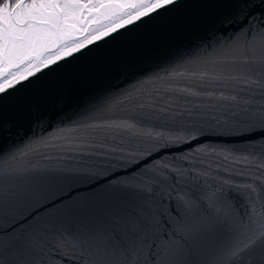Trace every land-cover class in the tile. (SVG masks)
<instances>
[{
  "label": "snow or ice",
  "instance_id": "6c2138e0",
  "mask_svg": "<svg viewBox=\"0 0 264 264\" xmlns=\"http://www.w3.org/2000/svg\"><path fill=\"white\" fill-rule=\"evenodd\" d=\"M186 9L216 10L214 29L203 42L223 43L221 55L232 71L257 62L250 53L264 47V0H0V133H10L15 123L5 120L6 106L32 116L36 127L47 123V117L38 115L42 110L65 115L69 90L140 55L134 47L117 51L109 41L135 35L147 48L158 39H171L168 28L142 29ZM260 61L264 64V54ZM199 78L207 84L220 79L206 72ZM112 92L90 97L75 116L130 142L162 139L144 130L150 114L137 110L145 107L142 103L127 109L118 123L92 125L97 114L122 103L110 98ZM244 111L233 121L232 137L254 149L250 155L264 170V110L254 118ZM183 131L194 148L199 147L195 141L206 142L199 127ZM153 156L149 153L135 164L136 157L123 154L96 164L74 156L66 167L37 170L31 183L0 192V250L20 254L19 264H200L196 258L210 242L232 235L236 243L226 264H264V171L254 177L261 181L258 187L228 179L210 184L203 178L207 172L197 177L166 164L149 167ZM137 167L145 172L132 175ZM121 174L131 178L120 180ZM83 192L93 195L81 197ZM78 219L92 223L74 236L65 225ZM68 237L87 244L80 243L77 251L64 243ZM102 252L111 255L101 259Z\"/></svg>",
  "mask_w": 264,
  "mask_h": 264
},
{
  "label": "water",
  "instance_id": "95a60500",
  "mask_svg": "<svg viewBox=\"0 0 264 264\" xmlns=\"http://www.w3.org/2000/svg\"><path fill=\"white\" fill-rule=\"evenodd\" d=\"M214 11L186 9L156 25L143 28V33L157 27L171 31V39H158L147 48L142 39L135 35L128 37L125 34V39L115 44L109 41L117 51L134 47L140 55L128 63L113 64L101 75L69 90L62 110L65 115L52 109L42 110L39 117H47V123L42 126H34L32 116H24L19 109L14 107L10 110L6 106L5 120H14L15 123L10 133H0V192L31 183L37 170L66 167L74 156L83 157L89 164H96L123 154L129 158L136 157L132 161L135 164L142 162L149 153L155 154L150 158L149 167L166 164L169 168L184 169L197 177L207 172L203 178L210 184L228 179L233 184L249 182L258 187L261 181L254 180V177L264 171L258 167L260 160L250 155L254 149L249 144L232 136L235 135L233 121L245 115V109L253 118L264 110V64L260 61L264 47L258 45L250 53L257 58L255 64L232 71L229 60L221 55L223 43L216 40L211 44L203 42L214 29ZM190 13H195V17L189 16ZM236 27L239 25L234 26L233 30ZM205 72L209 77L217 76L220 79L207 84L199 78ZM201 84L204 86L201 87ZM185 88L188 92L183 91ZM107 89H113L110 98L122 103L114 106L111 112L97 114L90 121L92 125L118 123L120 120L117 118L127 114V109L137 108L142 103L145 107L137 110L150 114L145 118L144 130L159 134L162 139L156 142H130L127 137L122 139L114 130L81 122L83 118L75 116L76 110L90 97ZM70 116L73 118L69 119ZM191 127L202 130L200 135L206 142L195 141L199 147H192L188 143L189 134L183 131ZM169 140H176L177 143H166ZM245 155H248L247 161ZM13 156L16 159H12ZM224 156H228V159L225 160ZM125 167L131 169L132 165ZM5 169L12 171L6 172ZM144 172V168L137 167L132 175L138 176ZM130 178L126 174L119 177L120 180ZM92 195L90 192L81 193V197ZM239 202L243 204V201ZM106 208L115 210L114 206ZM91 223L72 220L65 225V230L79 236ZM64 243L77 251L80 250V243L87 244L72 237H68ZM235 243L232 235L210 242L196 259L200 264H226L228 253ZM106 255L110 256L111 253L102 252L100 258L104 259ZM0 260L4 264H19L21 256L14 250H0Z\"/></svg>",
  "mask_w": 264,
  "mask_h": 264
}]
</instances>
